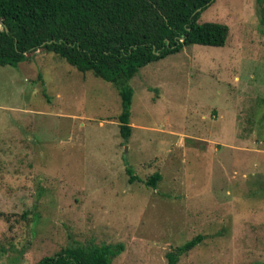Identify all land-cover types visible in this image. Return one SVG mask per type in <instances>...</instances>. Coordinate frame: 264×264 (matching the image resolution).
Listing matches in <instances>:
<instances>
[{
    "label": "rangeland",
    "instance_id": "rangeland-1",
    "mask_svg": "<svg viewBox=\"0 0 264 264\" xmlns=\"http://www.w3.org/2000/svg\"><path fill=\"white\" fill-rule=\"evenodd\" d=\"M199 21L228 24L226 45L140 68L128 141L112 82L45 49L0 65V264L77 243L168 264L198 234L177 264H264V2L213 0Z\"/></svg>",
    "mask_w": 264,
    "mask_h": 264
},
{
    "label": "trees",
    "instance_id": "trees-1",
    "mask_svg": "<svg viewBox=\"0 0 264 264\" xmlns=\"http://www.w3.org/2000/svg\"><path fill=\"white\" fill-rule=\"evenodd\" d=\"M212 1L0 0V65L18 66L29 53L45 49L112 82L122 98L120 133L128 141L133 131L130 80L140 68L191 44L226 45L228 24L199 21ZM127 172L131 181L137 178L132 166ZM161 178L156 172L139 180L156 189ZM203 238L198 234L168 251V264H177ZM124 249L123 243H77L36 264H113Z\"/></svg>",
    "mask_w": 264,
    "mask_h": 264
},
{
    "label": "water",
    "instance_id": "water-1",
    "mask_svg": "<svg viewBox=\"0 0 264 264\" xmlns=\"http://www.w3.org/2000/svg\"><path fill=\"white\" fill-rule=\"evenodd\" d=\"M200 10V9H199Z\"/></svg>",
    "mask_w": 264,
    "mask_h": 264
}]
</instances>
